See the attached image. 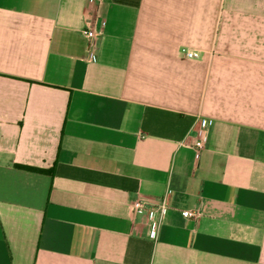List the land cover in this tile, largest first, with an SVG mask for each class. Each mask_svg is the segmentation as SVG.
Masks as SVG:
<instances>
[{
    "label": "crops",
    "instance_id": "obj_1",
    "mask_svg": "<svg viewBox=\"0 0 264 264\" xmlns=\"http://www.w3.org/2000/svg\"><path fill=\"white\" fill-rule=\"evenodd\" d=\"M0 264H264V0H0Z\"/></svg>",
    "mask_w": 264,
    "mask_h": 264
},
{
    "label": "built area",
    "instance_id": "obj_2",
    "mask_svg": "<svg viewBox=\"0 0 264 264\" xmlns=\"http://www.w3.org/2000/svg\"><path fill=\"white\" fill-rule=\"evenodd\" d=\"M83 34L89 41L88 49L90 50V56L92 59L94 58V49L96 47L98 34L91 29L83 31ZM180 53L187 59H198L200 57V54L198 52L189 50L186 47H182ZM209 132L210 124L208 120L202 119L199 124L198 139L194 144V149L197 153L204 149ZM133 210L136 214L144 215L148 218L149 222L147 225V236L152 239L156 238L160 225L162 224V221L164 220L166 212L168 210L165 202L158 206H152L147 201L138 199L133 204ZM185 215L190 218H197L198 216H200V213L198 211H186Z\"/></svg>",
    "mask_w": 264,
    "mask_h": 264
},
{
    "label": "trees",
    "instance_id": "obj_3",
    "mask_svg": "<svg viewBox=\"0 0 264 264\" xmlns=\"http://www.w3.org/2000/svg\"><path fill=\"white\" fill-rule=\"evenodd\" d=\"M22 168H24V169H26V170H29V171H32V172H38V173H45V172H48V173H50L51 171H44V170H42V169H39V168H34V167H22Z\"/></svg>",
    "mask_w": 264,
    "mask_h": 264
}]
</instances>
